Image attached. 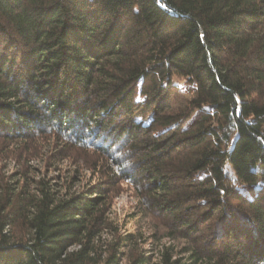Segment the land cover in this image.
Returning <instances> with one entry per match:
<instances>
[{
  "label": "trees",
  "instance_id": "16d2710c",
  "mask_svg": "<svg viewBox=\"0 0 264 264\" xmlns=\"http://www.w3.org/2000/svg\"><path fill=\"white\" fill-rule=\"evenodd\" d=\"M51 142L99 179H4ZM0 264H264V0H0Z\"/></svg>",
  "mask_w": 264,
  "mask_h": 264
},
{
  "label": "rangeland",
  "instance_id": "374dc122",
  "mask_svg": "<svg viewBox=\"0 0 264 264\" xmlns=\"http://www.w3.org/2000/svg\"><path fill=\"white\" fill-rule=\"evenodd\" d=\"M59 143V142H58ZM61 144H42L37 152L38 157H33L34 152L30 151L26 157L13 156L4 161V167L1 174L4 179L12 182L16 188L22 187L23 184H35L43 176L53 178L55 182L54 189L59 196L65 194L77 193L82 191L87 185L99 179L100 175L93 169L87 168L84 164L78 163L75 159L67 158L52 161L48 163L49 155ZM41 156V157H39ZM74 160V161H72ZM110 166H113L112 162ZM33 189V188H31ZM136 200L131 189L119 192L111 210V219L118 224L120 233L125 230H133L134 221L131 218ZM116 230L113 227L106 230L102 235V240L109 242L115 236ZM150 242V241H149ZM147 254H155L156 245L148 243L143 246ZM152 256V255H151Z\"/></svg>",
  "mask_w": 264,
  "mask_h": 264
}]
</instances>
